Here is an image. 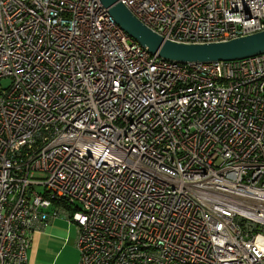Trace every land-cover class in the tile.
<instances>
[{
	"label": "built area",
	"instance_id": "2783aa9c",
	"mask_svg": "<svg viewBox=\"0 0 264 264\" xmlns=\"http://www.w3.org/2000/svg\"><path fill=\"white\" fill-rule=\"evenodd\" d=\"M176 43L264 31V0H118ZM0 264L77 228V264H264V54L152 55L99 0H0Z\"/></svg>",
	"mask_w": 264,
	"mask_h": 264
},
{
	"label": "water",
	"instance_id": "95a60500",
	"mask_svg": "<svg viewBox=\"0 0 264 264\" xmlns=\"http://www.w3.org/2000/svg\"><path fill=\"white\" fill-rule=\"evenodd\" d=\"M116 25L148 53L181 64L234 61L264 54V31L223 42L176 43L164 40L140 21L118 0H99Z\"/></svg>",
	"mask_w": 264,
	"mask_h": 264
},
{
	"label": "crops",
	"instance_id": "0c3cea01",
	"mask_svg": "<svg viewBox=\"0 0 264 264\" xmlns=\"http://www.w3.org/2000/svg\"><path fill=\"white\" fill-rule=\"evenodd\" d=\"M72 223L56 219L42 231L33 233L27 252V264H57L69 258L71 264H77V228ZM68 263V264H69Z\"/></svg>",
	"mask_w": 264,
	"mask_h": 264
},
{
	"label": "rangeland",
	"instance_id": "374dc122",
	"mask_svg": "<svg viewBox=\"0 0 264 264\" xmlns=\"http://www.w3.org/2000/svg\"><path fill=\"white\" fill-rule=\"evenodd\" d=\"M10 83V80L9 79H4V80H1L0 81V86L2 87V88H5V87H7L8 86V84ZM62 220H64V219H62ZM65 221V220H64ZM66 222V221H65ZM72 225V227H73V229H75V226H74V224L72 223L71 224ZM77 260H78V255H77ZM69 263V258L66 260V261H63V263H57V264H68ZM69 264H71V259H70V263Z\"/></svg>",
	"mask_w": 264,
	"mask_h": 264
}]
</instances>
